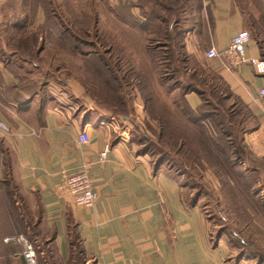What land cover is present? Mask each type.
I'll return each mask as SVG.
<instances>
[{
  "label": "crops",
  "instance_id": "0c3cea01",
  "mask_svg": "<svg viewBox=\"0 0 264 264\" xmlns=\"http://www.w3.org/2000/svg\"><path fill=\"white\" fill-rule=\"evenodd\" d=\"M111 1L114 8L121 2ZM140 1L131 0L136 17ZM5 2L0 0V14L8 7ZM23 7L19 18L12 12L9 19L14 21L2 26L11 36L4 47H14V57L24 50L29 33L46 22L43 7L35 9L32 22L21 21V15L30 13L29 0ZM193 11L185 51L219 75L228 93L249 107L256 128L244 134L243 145L254 160H264V99L258 98L264 75L250 63L229 69L223 58L206 57L211 48L226 49L246 30V20L235 0H199ZM48 42L46 37L35 69L25 72L22 66L0 64V121L8 128L0 131V264H26L23 245L4 241L19 235L34 243L39 264H253L235 260L226 241L214 243L209 219L184 198L182 178L164 167L156 170L152 158L136 149L137 125L149 119L139 93L133 102L138 117L120 123L96 106L85 85L71 78L61 94L50 80L39 89L15 87L23 77H43L44 66L50 73L58 57ZM246 56L262 58L253 38ZM64 94L71 101L59 98ZM187 99L192 108L202 104L195 93ZM85 132L90 140L83 144L79 137ZM106 145L110 151L102 160ZM5 165L11 169L8 182ZM83 171L89 172L98 193L92 207L77 206L62 189L66 177ZM75 235L81 259L74 252Z\"/></svg>",
  "mask_w": 264,
  "mask_h": 264
},
{
  "label": "trees",
  "instance_id": "16d2710c",
  "mask_svg": "<svg viewBox=\"0 0 264 264\" xmlns=\"http://www.w3.org/2000/svg\"><path fill=\"white\" fill-rule=\"evenodd\" d=\"M5 1H6L5 5H7L12 10V12H14L13 14L16 15L17 18H19L20 12L24 10L23 6L26 0H5ZM99 1L100 0H98V2L97 0H87V2L83 3V2H78V0L77 1L64 0V2L62 1V3L58 5L59 4L58 0H29L30 13H27L24 16L21 15V21L32 22L34 18L35 9L37 7H43L46 11V22L43 26L39 27L38 30L31 31L29 33L30 37H28L27 43L24 44L25 47L28 46V48L32 50V52L35 54V56L37 57L39 56L41 51L45 48L43 41L46 39V37L48 36L47 37L48 39L49 38L53 39L55 36L54 29L58 24H60L59 20L61 18V16L57 14V10L58 8H61L64 5L66 6V9L68 11L67 13L71 14L72 11V13L76 14L74 16L75 20H78L81 17L83 18V15H85V19L88 16L90 17V20H88L85 23V26L87 27L86 29L90 28L88 26L91 25L96 26L97 23L99 22L98 19ZM106 1L109 2V0ZM168 1L170 2V5L166 4V2ZM251 1H252V5L255 4V6L257 7L254 9L256 11L258 10L257 16L250 15V22L252 21L251 32L253 34V39L257 42L259 46L262 59L264 60V0H251ZM235 2L237 7L243 14L246 23H248L245 17L246 15L245 9L248 8L245 5V3L247 2L242 3L239 0H235ZM138 6L141 16L138 15V17H136L132 13L131 8L128 9L122 4V0L120 2V5L116 8L114 14L113 12L112 13L110 12L111 9L107 5V7L109 8L108 12H110L111 15L114 16L113 20L115 21V23H117L115 29L117 31H120L119 36L122 38V40L130 42L131 46L136 52V54L134 55L136 61H139L140 63L147 62L150 64L159 61V65L157 63V66L161 68L162 66L165 67L168 61L171 64L174 63L177 60V58L180 56V60L184 62V64L187 63L195 66L194 68H191L192 73L190 74L189 79H191L192 81L194 80L196 81V79L200 77L199 79L201 81L200 84L201 86L194 85V83L191 81V83H189L186 86L187 91H185L184 96L186 97L190 93H198L201 96V99H203L202 96L206 94L207 95L210 94L211 97H215L217 99V102L215 103H212L208 100L203 101L204 104H209L210 106H212V111H207V113H205V111H201V107L203 106V104H201L196 109L187 106L189 111L187 110L185 113H183V115L186 118L185 120H183L180 118L178 119L174 118L173 115L167 111L165 105H161L160 103L159 104L154 103L155 97L159 96L158 93H154V92L150 93L148 91L146 93H143L145 110L147 112V115L149 116L148 121H146L147 131L150 133L152 132L151 136L153 139L155 138L156 140V141L153 140L147 134H143V139H144L143 141L147 144L155 141L158 145L159 150L162 153H164V158H162L161 153H159L161 156H158L159 159L158 161L154 159V156L152 157L151 162L154 168L158 170L160 167L164 166V162L166 160H169L170 162L168 164V168L165 167L164 168L182 179H183L182 175H189L192 178L198 177V179L202 182L203 179H205L204 172H206L213 175V177L219 182V184L221 183L229 186H231L232 184L237 185L238 179L244 178L243 174L237 170V167L239 166L242 167L243 165L249 167L250 164L252 165L259 164L260 167L262 166L263 167L258 169L255 168L254 171L256 173H260L261 171H263L264 160L261 161L254 160L252 156L246 151L243 145L244 134L256 128L254 117L251 114L249 107L244 102H242L239 99H236L235 97H233L228 93V89L219 75L215 74L210 70L205 69L201 63H199L193 57L189 56L186 53L185 45H184V37H185L186 29L188 27L183 24L182 19L178 17L173 21L169 22L168 21L169 19H167V17H162L158 15L155 9L153 8L154 6H157L161 10H163V12L165 13L169 12L172 15H177V16H178L177 11L180 10L182 11L186 10L187 14H192L193 9L199 7V0H141ZM175 6L178 8V10ZM107 7H106V11L108 10ZM79 15H81V17ZM141 19L143 21H141ZM151 20L152 22H154V20H158L161 22V26H163L164 29L163 31H160V33L165 32L164 42H162L163 40L160 37L154 38V40L151 39L149 37L150 36L149 31L147 32L148 36L145 37L144 34L139 30L146 26L149 27ZM187 20L190 21L189 18L188 19L184 18L185 23L188 22ZM50 21L52 22L51 26H50ZM87 23H89L88 26L86 25ZM127 23L130 24V26L127 25ZM182 24L184 27L182 26ZM160 33H158V36L160 35ZM39 36H42L44 38L42 42L39 40ZM62 38L63 40H65L63 36ZM151 40H153V43H150ZM154 42L160 43L159 44L160 46L158 45L160 49L165 50L162 54L160 53V55H158L159 53H156L157 49H154L152 46ZM62 43L63 42L60 41L56 45H52L51 48L55 52L56 51L58 52L59 49L66 50L65 44ZM25 47L23 46L22 48L26 50ZM174 49H177V52L176 51L172 52V50ZM174 54L175 57L173 58ZM155 56H157V59H155ZM160 56H164V57L160 58ZM123 59L124 56H117L116 59L118 64V70L120 71L121 68L119 67V65L123 61ZM98 60L101 61V65L99 68H97V70H95V72L97 73V76L104 79L103 82L107 90L111 92L116 84L113 86V81L109 80V74L111 72V69L108 67L109 57L102 56ZM111 60H113V57L111 58ZM140 70L136 71L134 68L129 67V70L123 73L122 77H119L120 72H118V77L117 75H115L113 80L114 82L120 84L121 86H123V84H126V86H130L129 82H127V78L132 77L134 78V80H136L135 86H137V88L139 87L138 88L139 90L140 89L144 90L142 84L144 86L145 84L142 83V79L144 77L154 78V76H150L149 74H146V72ZM187 71L190 72L189 68ZM162 73L163 71L161 69L160 71L159 70L157 71V74L159 75V77L157 76L158 78L157 84L158 82H160L158 86L161 85L163 86L165 84L164 75L161 76ZM197 75L199 76L197 77ZM103 82L102 80H100V85H102ZM0 85H2L1 81H0ZM15 87L19 89L27 90V87H30V89H34L35 87H37L39 89L40 85L38 84L37 81H33V82L30 81L25 85L19 83ZM13 88L14 87L10 89ZM168 88L170 90L167 91V95H169L171 90H173L170 86H168ZM100 95L101 96L98 97L100 99L99 105H101L105 109H111L109 108L110 105L109 101L117 102V99L111 100L108 94L106 95V97H104L103 91H100ZM95 99L97 100V98ZM133 100H132V106H130L131 111H134ZM223 103L230 104L227 105L228 108H225L226 109L225 117L228 120V124L226 125V127L222 125L223 123H220L215 119L218 116L217 115L218 113H216V111L218 112L220 111V109L224 108ZM123 105H124V110L125 111L128 110L129 105L126 100H124ZM115 108L117 107L115 106ZM191 112L193 113V115H195L194 117H191L192 114ZM204 114H206V116ZM235 118L238 119V125L236 126L237 129H235V125H234L235 123L233 121ZM153 122H155L156 125H153ZM208 122L210 123L212 122L211 125ZM218 135H220V137ZM143 146L145 147L146 145L141 144V147ZM141 152L142 154H149L148 148L143 149ZM10 179H11V169L9 168V166L5 165V180L8 182L10 181ZM254 183L255 184L258 183V180L257 182L254 181ZM245 184L248 186L246 182ZM183 185L186 188L188 187L185 181H183ZM249 191L250 190L245 189L246 194L249 195L250 198V200L248 201H250L252 207H254L256 203L255 201H257L256 199L257 197L256 194L253 192V190L252 193L251 191L250 192ZM253 196H255V199L253 198ZM259 201L261 203V211H262L259 212V215L264 218V201L262 202L261 198L259 199ZM197 202L198 201H196L194 205H190V206H196ZM238 208L241 209L240 206H238ZM250 214L253 213L250 212ZM246 215L249 214L246 213ZM249 216L251 217V215ZM245 235L238 233L239 237L242 236L245 238L244 239L245 242H248L249 244H251L252 242V246L255 245L253 239L247 238ZM220 239H221V235H218L217 241ZM260 239L262 240L261 242L262 245L260 247L261 249L259 253H264V250L262 248L264 247L263 245L264 234L260 236ZM77 240H79V237L75 235V241H74L75 244L76 242L78 243ZM244 241L243 244H245ZM71 245H73L72 241H71ZM21 254L22 257L24 258L23 251L21 252ZM240 259H242V255L241 257L238 256V260Z\"/></svg>",
  "mask_w": 264,
  "mask_h": 264
},
{
  "label": "rangeland",
  "instance_id": "374dc122",
  "mask_svg": "<svg viewBox=\"0 0 264 264\" xmlns=\"http://www.w3.org/2000/svg\"><path fill=\"white\" fill-rule=\"evenodd\" d=\"M3 1V0H2ZM64 2V0H58V5H60ZM77 1V0H76ZM242 3H245V5L248 7L246 8V19L248 21V26L246 28L247 31L250 32L253 38L252 34V21L250 22V15L257 16L258 10L256 11L254 8H257L255 4L252 5L251 0H239ZM78 2H87V0H78ZM98 2V0H97ZM109 3H112L111 6ZM87 4V3H86ZM122 4L130 9L132 7L131 0H122ZM166 4L170 5V2H166ZM98 5V4H97ZM111 9V13L115 12L117 6L115 8L113 7V1L109 0H100L98 5V19L99 22L96 26H88L89 23L86 25L90 28L86 29L85 23L90 20V17H86L83 15V18L81 15H79L81 18L78 20L74 19V16L76 14L67 13L66 6L64 5L61 8H58L57 14L61 16L59 23L56 28L54 29V38L48 39L49 46L56 45L60 41H62V44H65V49H59L58 52L56 51L54 54H56L57 63H54L52 69H49L47 72L46 68L47 66H44V72L43 77L39 76V78H32L31 76L23 77L22 80H20V83L27 84L30 81H37L40 86L45 85L47 83H51V87L55 88V91L58 94H61V91L63 90L62 87H66L65 85L68 84L69 78L81 82V84L85 85L87 92L94 98L96 102V106L100 104V99L98 98L100 95V91H103L104 97L108 94L109 98L111 100L117 99V102H110L109 108L111 109H105V112L108 116L118 119V121H125L124 118H129V121L132 122V117H138V113H136L135 109L134 111H131L130 106H132V100L135 98V95L139 93L140 100L142 104L145 106L144 99H143V93L148 92H154L158 93L159 96L155 97V104H161L165 105L167 108V111L173 115L174 118L183 119L185 120V116L183 113H185L188 110V107L190 106L189 100L184 96L185 91H187L186 86L191 83V79H189L190 74L192 73L191 68H194V65L191 64H184L180 60V56L177 58V60L174 63H168L165 67L159 68L157 66V63L159 65V61H156L155 63H147L143 62L140 63L139 61H136L134 55L136 52L134 51L133 47L131 46V43L125 40H122V38L119 36L120 31H117L115 29L117 23L113 20V15H111L109 11V8ZM117 5H120V3ZM195 6V5H193ZM106 7L108 10L106 11ZM176 7V6H175ZM158 15L162 17H167L169 19L168 21L171 22L176 18H181L183 21V24L185 26H188L189 24H192L191 20L192 14H187V11H177V15H172L171 13L163 12L159 7L154 6L153 7ZM177 8V7H176ZM178 10V8H177ZM132 11V9H131ZM194 12V11H192ZM12 13V10L10 8L2 9V12L0 14V59L3 66L6 65H13V66H22L23 71L26 72V70L29 69H35L39 64L36 60L35 54L27 47L26 50H21L18 53L17 57H14L10 53L15 50L14 47L7 46L4 47L7 43L9 44L11 36L10 34H7L3 32V25L6 22L14 21V19H9L10 14ZM140 15V10L138 11ZM141 16V15H140ZM184 18L190 19L187 20L188 22H184ZM71 19V22H70ZM141 21H143L141 19ZM181 21V20H180ZM145 23V22H144ZM55 24V23H54ZM92 24V23H91ZM182 24V26H183ZM188 24V25H187ZM52 25V22L50 21V26ZM127 25L130 26V24L127 23ZM95 27V28H94ZM147 27V26H146ZM144 27L139 29L145 37L148 36L147 32H150V38L154 40V38L160 37L164 42V33H160V31H163V26H161V22L158 20H154V22H150L149 27ZM184 27V26H183ZM169 32V31H168ZM158 33L160 35L158 36ZM173 34V32H172ZM71 35V37H70ZM62 36L65 40H63ZM30 37V36H29ZM48 37V36H47ZM61 37V39H60ZM66 37V38H65ZM153 40L150 41V43H153ZM160 43H155L152 45L154 49H157L156 53L162 54L165 50L160 49ZM68 45V46H67ZM159 45V46H158ZM162 45V44H161ZM17 47V46H16ZM4 48V51H3ZM47 48L45 54L48 55L49 49ZM177 52V49L172 50V52ZM151 54V53H150ZM152 55V54H151ZM150 55V56H151ZM104 56L109 57V64L108 67L111 69V72L109 74V80L113 81V87L112 91H108L102 78L97 76V73L95 70L100 67L101 61L98 60L99 58ZM117 56H124L123 61L120 63L119 67L121 68V71L118 70V64H117ZM113 57V60L111 58ZM164 56H160L162 58ZM175 57V54L173 55V58ZM27 59V60H25ZM155 59H157V56H155ZM102 60V59H101ZM127 60V61H126ZM27 61L28 63L26 64ZM10 62V63H9ZM31 63V64H30ZM37 65V66H36ZM21 67V68H22ZM129 67L134 68L136 71L141 70L146 72V74H149L150 76H154V78H146L144 77L142 79V83L145 84V86L142 84V87L144 90H139L136 84V80L132 77L127 78V82H129L130 86H126V84H123L121 86L120 84L114 82V76L117 75L118 72H120L119 77H122L123 73H125L127 70H129ZM204 67V66H203ZM189 68L190 72L187 71ZM160 69L163 71L162 75H164V87L158 86L160 82L157 84V71ZM106 70V69H104ZM109 70V69H108ZM140 70V71H141ZM45 73H48L49 77L46 78L44 75ZM160 74V72H159ZM72 76V77H71ZM199 75H197L198 77ZM200 78V77H199ZM197 78L196 81H192L194 85L201 86L200 79ZM50 80V82H49ZM100 80H102V85H100ZM141 81V80H140ZM163 82V81H161ZM170 86L173 90H171L170 94L167 95V91L170 89L168 88ZM45 94V92H43ZM199 97H201L198 93ZM7 95V96H6ZM5 96L9 98L10 96L6 94ZM47 95V93L45 94ZM4 96V97H5ZM97 96V97H95ZM5 97V98H6ZM61 97V98H60ZM63 97V98H62ZM138 97V98H139ZM203 99L201 101H210L212 103L217 102V99L215 97H211L210 94H206L202 96ZM6 98V99H7ZM60 99L64 101H71V97L69 95L64 94V96H59ZM97 98V100L95 99ZM61 100V101H62ZM110 100V99H109ZM124 100L127 101L129 107L128 110H124ZM135 100V99H134ZM133 100V102H134ZM221 100V99H220ZM121 101V102H120ZM226 103V102H225ZM203 106L201 107V111H212V106L209 104L202 103ZM224 104V103H223ZM227 105L230 104H224V108L220 109V111H216L218 113L217 118H215L220 123H223L224 127L228 124V120L225 117L226 115V109L228 108ZM115 106L117 108H115ZM123 107V109H122ZM115 108V110H114ZM196 109V108H193ZM189 111V110H188ZM192 113V112H191ZM220 113V114H219ZM126 114V115H125ZM206 116V114H204ZM193 113L191 114V117H194ZM131 119V120H130ZM234 125L235 129H237L238 125V119H234ZM218 122V123H219ZM133 123V122H132ZM136 123V122H135ZM210 125L211 123L208 122ZM138 124V123H137ZM122 125V124H121ZM153 125H156L155 122H153ZM139 126L138 135L135 136L134 141L136 144V149L141 152L143 149L149 150V156L152 158L154 156V159L157 161L158 156H161L164 158V153H162L157 143L155 142V138L153 139L151 134L152 132L147 131L146 122L143 121L142 124L137 125ZM124 127V124L122 125ZM143 134L149 135L153 140V142L145 143L143 140ZM220 137V135H218ZM141 137V138H140ZM235 141V139H234ZM142 142V143H141ZM141 144H145L146 146L141 147ZM142 153V152H141ZM161 153V155L159 154ZM169 160H166L164 162L165 168H168ZM255 166V167H253ZM263 167V166H262ZM259 164H250L249 167L246 166H239L237 167V170L240 171L244 178L238 179V184L231 186L226 184H219V182L211 175L210 173L204 172L205 179L201 182L198 177H190L189 175H182L183 181L186 182V185L188 187L186 190H184L183 195L184 198H186V202L188 206L194 205L196 201V205L202 209L204 215L208 217L210 222V230H211V237L214 241L220 242V240H224L229 244L230 247V255L234 257L235 260H238V256L241 257L242 260L248 261L250 260L253 264H264V253H259L261 242L260 236L264 234V218L259 215V212L261 211V203L259 199L261 198V201H264V173L261 171L260 173H256L254 170L255 168H262ZM183 170V169H182ZM181 170V171H182ZM247 170V171H246ZM256 174H255V173ZM203 175V173H202ZM258 183H254L257 182ZM245 182L248 184V186L245 184ZM255 184V185H253ZM254 188H253V187ZM193 187V188H191ZM245 189L250 190L256 194V199L254 207H252L249 198V195L246 194ZM249 191V192H250ZM197 197V198H196ZM255 199V196H253ZM243 203V204H242ZM236 204V205H233ZM238 206L241 207V209L238 208ZM253 213V214H250ZM251 215V217L249 215ZM254 215V216H253ZM253 218V219H252ZM255 218V220H254ZM254 220V221H253ZM251 221V222H250ZM242 231V232H240ZM247 234L245 235L244 234ZM238 233L245 235L247 238L253 239V242H255V245L252 246L248 242L244 241V237H239ZM218 235H221V239L217 241ZM250 236V237H249ZM243 241L245 244H243ZM264 245V243H263ZM264 250V247H262ZM80 248L79 244L76 243V247L74 249V252L77 253V256L79 259L82 258L78 254ZM245 257V258H243Z\"/></svg>",
  "mask_w": 264,
  "mask_h": 264
},
{
  "label": "built area",
  "instance_id": "2783aa9c",
  "mask_svg": "<svg viewBox=\"0 0 264 264\" xmlns=\"http://www.w3.org/2000/svg\"><path fill=\"white\" fill-rule=\"evenodd\" d=\"M251 41L252 35L250 32L243 30L233 37L226 49L219 51L216 48H211L206 52V57L208 59L223 58L226 67L229 69L239 67L244 63H250L257 74L264 75V60L262 58H248L246 56V50ZM258 98L260 100L264 99V88L260 89ZM0 131L8 132L7 126L2 121H0ZM79 140L80 143L86 144L90 138L85 132L80 135ZM109 151L110 145H106L101 152L102 160H106ZM62 189L73 197L74 203L79 207H92L98 198V193L95 190L88 171L66 177ZM4 241L6 243L22 244L26 264H39L37 248L25 236H12L5 238Z\"/></svg>",
  "mask_w": 264,
  "mask_h": 264
}]
</instances>
